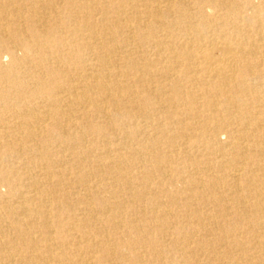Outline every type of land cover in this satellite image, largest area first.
I'll return each mask as SVG.
<instances>
[{"label": "bare ground", "instance_id": "obj_1", "mask_svg": "<svg viewBox=\"0 0 264 264\" xmlns=\"http://www.w3.org/2000/svg\"><path fill=\"white\" fill-rule=\"evenodd\" d=\"M0 264H264V0H0Z\"/></svg>", "mask_w": 264, "mask_h": 264}]
</instances>
